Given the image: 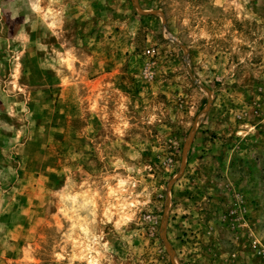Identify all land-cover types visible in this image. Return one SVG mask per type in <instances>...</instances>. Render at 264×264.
<instances>
[{
  "label": "rangeland",
  "instance_id": "rangeland-1",
  "mask_svg": "<svg viewBox=\"0 0 264 264\" xmlns=\"http://www.w3.org/2000/svg\"><path fill=\"white\" fill-rule=\"evenodd\" d=\"M0 264H264V0H0Z\"/></svg>",
  "mask_w": 264,
  "mask_h": 264
},
{
  "label": "built area",
  "instance_id": "built-area-1",
  "mask_svg": "<svg viewBox=\"0 0 264 264\" xmlns=\"http://www.w3.org/2000/svg\"><path fill=\"white\" fill-rule=\"evenodd\" d=\"M147 53H148V54H152V50H150V49L147 50Z\"/></svg>",
  "mask_w": 264,
  "mask_h": 264
}]
</instances>
